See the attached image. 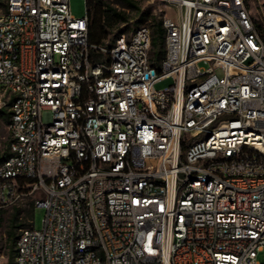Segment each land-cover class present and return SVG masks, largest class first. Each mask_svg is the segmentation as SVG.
<instances>
[{
	"label": "built area",
	"instance_id": "obj_1",
	"mask_svg": "<svg viewBox=\"0 0 264 264\" xmlns=\"http://www.w3.org/2000/svg\"><path fill=\"white\" fill-rule=\"evenodd\" d=\"M162 1L157 60L148 24L97 44L88 8L0 0V217L46 208L14 264H264L263 18L252 0Z\"/></svg>",
	"mask_w": 264,
	"mask_h": 264
},
{
	"label": "rangeland",
	"instance_id": "obj_2",
	"mask_svg": "<svg viewBox=\"0 0 264 264\" xmlns=\"http://www.w3.org/2000/svg\"><path fill=\"white\" fill-rule=\"evenodd\" d=\"M111 2V4L118 8V10L123 11L126 17H129V20L121 22L118 26L113 28H108L107 35L104 39L110 37V35L115 36L113 33H116L118 27L123 28L124 31H132L136 27L148 24L152 28V24L155 20L160 19L158 16V11L162 7H165L166 3L162 0H132L134 5L139 7L138 9H132L128 7L127 0H105ZM154 4L155 8H151V5ZM71 11L75 17H82L86 15L87 12V0H70ZM253 11L260 17L263 18L262 24L264 25V0H252ZM141 10H151V15L149 19L143 22H137L139 16L141 15ZM177 9L175 6L168 5V13L174 15L176 14ZM202 67H208L209 62L203 61L200 63ZM217 73L221 74V70L218 69ZM172 84V79L167 78L159 81L155 87L157 89H163L166 86ZM9 139V121L0 115V156L5 153L7 150ZM34 209V210H33ZM33 211V217H32ZM46 216V208L34 205V202L31 197H26L24 200L20 201L17 204H12L7 206L2 212L0 217V254L5 255L2 258V264L8 262L9 256L12 255L14 249V243L11 240L10 232L18 233L22 228H27L32 225V219L34 221V226L36 229H42L44 224V218ZM17 225V226H16ZM16 226V227H15ZM257 259L259 262L264 263V247L259 251Z\"/></svg>",
	"mask_w": 264,
	"mask_h": 264
},
{
	"label": "trees",
	"instance_id": "obj_3",
	"mask_svg": "<svg viewBox=\"0 0 264 264\" xmlns=\"http://www.w3.org/2000/svg\"><path fill=\"white\" fill-rule=\"evenodd\" d=\"M128 1V7L132 9H139L136 5H134L132 0ZM87 8L90 14V23H89V35L90 41L92 43L100 44L102 43L107 35L108 28H113L118 26L121 22L129 20V17H126L123 11L118 10L117 7L113 6L111 2L105 0H87ZM151 8H155V5L152 4ZM151 15V10L142 11L141 15L139 16V20L137 22H143L149 19ZM154 30V39H153V51L154 55L157 57V60H160L165 54V32L162 26V20L157 19L152 24ZM124 32L123 28L117 29L116 33H113L115 36L119 33ZM113 40V38H112ZM0 115H2L5 120L10 121V112L2 108L0 109ZM8 148H9V141L7 145V150L4 154L0 156V159L6 157L8 155ZM34 210V209H33ZM33 217V211H32ZM17 226V225H16ZM15 226V227H16ZM18 235L15 233L10 232V237L12 242L15 245L16 238ZM13 253L9 256L8 262L5 264H14L15 258V249H13Z\"/></svg>",
	"mask_w": 264,
	"mask_h": 264
}]
</instances>
